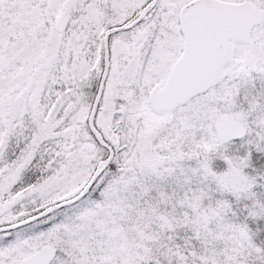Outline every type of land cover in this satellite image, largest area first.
I'll list each match as a JSON object with an SVG mask.
<instances>
[{"label":"snow or ice","instance_id":"6c2138e0","mask_svg":"<svg viewBox=\"0 0 264 264\" xmlns=\"http://www.w3.org/2000/svg\"><path fill=\"white\" fill-rule=\"evenodd\" d=\"M0 264H264V0H0Z\"/></svg>","mask_w":264,"mask_h":264}]
</instances>
